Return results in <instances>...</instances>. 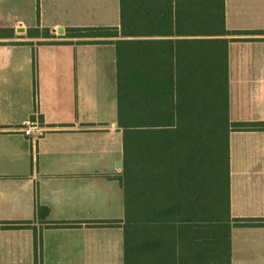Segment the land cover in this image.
<instances>
[{"label":"crops","instance_id":"obj_1","mask_svg":"<svg viewBox=\"0 0 264 264\" xmlns=\"http://www.w3.org/2000/svg\"><path fill=\"white\" fill-rule=\"evenodd\" d=\"M225 6L231 121L264 122V0ZM119 24L120 0H0V264H124L122 223L87 225L125 217L118 38L71 34ZM30 119L42 136L25 135ZM230 150L231 215L244 224L232 264H264V130L232 131Z\"/></svg>","mask_w":264,"mask_h":264},{"label":"trees","instance_id":"obj_2","mask_svg":"<svg viewBox=\"0 0 264 264\" xmlns=\"http://www.w3.org/2000/svg\"><path fill=\"white\" fill-rule=\"evenodd\" d=\"M71 32L118 38L125 217L87 225L122 223L124 264H232L230 135L264 122L230 118L225 0H120L118 27Z\"/></svg>","mask_w":264,"mask_h":264},{"label":"built area","instance_id":"obj_3","mask_svg":"<svg viewBox=\"0 0 264 264\" xmlns=\"http://www.w3.org/2000/svg\"><path fill=\"white\" fill-rule=\"evenodd\" d=\"M23 131L27 136L40 137L44 133V128L37 119H30L24 124Z\"/></svg>","mask_w":264,"mask_h":264},{"label":"water","instance_id":"obj_4","mask_svg":"<svg viewBox=\"0 0 264 264\" xmlns=\"http://www.w3.org/2000/svg\"><path fill=\"white\" fill-rule=\"evenodd\" d=\"M60 31H62V28H60ZM122 165V164H121Z\"/></svg>","mask_w":264,"mask_h":264}]
</instances>
